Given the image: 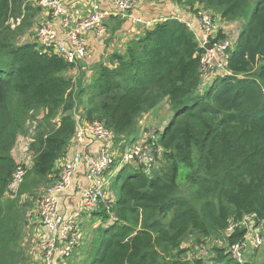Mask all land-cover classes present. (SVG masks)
<instances>
[{
	"label": "trees",
	"instance_id": "obj_1",
	"mask_svg": "<svg viewBox=\"0 0 264 264\" xmlns=\"http://www.w3.org/2000/svg\"><path fill=\"white\" fill-rule=\"evenodd\" d=\"M30 1L0 0V264H16L21 205L6 193L17 168V136L32 113L45 111L27 146L32 162L23 195L52 180L75 137L74 111L84 96L83 117L104 122L119 150L136 141L138 121L152 107L166 100L173 113L157 142L165 165L149 175L134 167L116 175L114 183L126 177L110 210L116 220L98 227L90 264H197L184 258L189 234L198 243L213 236L230 247L245 233L236 228L223 236L230 222L254 214L264 224V0H185L222 22L242 24L228 73L212 83L201 80L204 49L195 34L168 18L132 37L123 53L109 54L108 64L90 66L88 87L86 72L68 77L75 65L55 52L17 44L37 12ZM94 215L109 218L104 208ZM214 250L217 260L233 264L222 248Z\"/></svg>",
	"mask_w": 264,
	"mask_h": 264
},
{
	"label": "built area",
	"instance_id": "obj_2",
	"mask_svg": "<svg viewBox=\"0 0 264 264\" xmlns=\"http://www.w3.org/2000/svg\"><path fill=\"white\" fill-rule=\"evenodd\" d=\"M182 2L187 11H191L196 19L199 33H196L191 21L182 18H174L183 23L189 30L195 32L196 41L204 53L200 58V77L203 84L207 85L211 78L216 79L219 74H227L226 70L229 51L235 44L230 39H218L216 28L220 26L219 17L214 16L210 11H203V7L194 6L193 8L185 4V0H176ZM136 0H111L112 9H101L99 6L93 7L91 13L82 18L77 24L72 25L70 14L66 8L64 0H35V5L41 9L47 10L54 20H58L64 31L63 37L58 39L56 32L47 23H42L37 31V43L44 50H51L62 57L69 64L76 65L77 62L88 55L86 36L90 31H95L98 35L106 32L105 23L112 17L128 18L133 23H141L140 18H131L130 11L133 10ZM167 19H161L163 22ZM158 22V23H159ZM19 23L17 20L16 24ZM152 23H146L149 26ZM224 34V33H223ZM205 46H209L206 49ZM77 121V120H76ZM158 132V131H157ZM156 131L152 128L142 129L136 141L124 146L122 150L113 144V137L110 130L104 122L85 120L83 123H77L75 141L83 142L84 136L89 134L92 138L101 144V150L95 157L84 156L80 152H75L69 160L64 162L56 169L47 189L40 198L38 217L45 230V236L39 242L40 262L39 264H58L71 256L73 250L82 242L81 217L78 215L65 216L61 213L59 207V196L68 191L73 184L74 174L78 166L82 165L85 176L90 181L87 186L75 185L74 191L80 197L82 213L91 214L97 218L99 224L94 225V229L100 225L112 223L116 220L115 215L110 211L115 204L116 195L110 187V177H116L119 171L124 167H134L141 169L144 174L149 175L151 168L155 165V155L161 149L157 146L158 137ZM161 133V132H158ZM159 136V134H158ZM111 174L108 176V174ZM26 174V168L22 164H17V168L12 175V180L8 185L7 192L17 189ZM100 208L107 210L109 218H103L94 215ZM105 222V223H104ZM236 228L244 229L245 233L240 243L223 249L228 260L233 264H246L247 254L260 248L263 244L262 230L264 224L257 222L254 214L245 216L238 223L230 222L223 233V236L232 234ZM193 234L185 237L184 241L192 238ZM193 239V238H192ZM208 238L200 243L197 239L192 240L194 247L203 246ZM81 241V242H80ZM184 243V242H183ZM182 243V245H183ZM216 254L217 253L212 250ZM189 250L186 249V255ZM226 258V259H227ZM186 259V258H185ZM198 261L197 264H219L205 261L200 257L187 258L188 261Z\"/></svg>",
	"mask_w": 264,
	"mask_h": 264
},
{
	"label": "crops",
	"instance_id": "obj_3",
	"mask_svg": "<svg viewBox=\"0 0 264 264\" xmlns=\"http://www.w3.org/2000/svg\"><path fill=\"white\" fill-rule=\"evenodd\" d=\"M66 8L70 14L71 24H77L82 18L88 16L91 13L94 5L99 6L101 9H112L111 0H64ZM31 3V2H30ZM29 3V4H30ZM32 7L37 9V12L32 19V27L27 31L26 34L33 36L31 42L37 43V31L42 23H47L56 32V37L61 39L63 37L64 31L58 20L52 19L47 10L41 9L35 5V0L31 3ZM129 15L131 18H140L141 23H133L128 18H118L112 17L105 23L106 32L103 35H98L95 31H90L86 36V43L88 54L86 58H83L77 62L75 68L70 72L73 75L72 78L80 77V71L86 72L84 79H89L91 71L90 66L103 63L108 64V55L114 52L123 53L125 51V46L128 41L144 30L154 27L161 19L168 18H182L187 21H191L195 28V32L199 33L198 25L194 14L191 11H187L184 8L182 2H177L176 0H136L133 10L130 11ZM152 23L149 26L146 23ZM225 22H220L219 25H223ZM193 32L195 35L196 33ZM92 63V64H89ZM90 65V66H88ZM88 68L85 69V67ZM77 123L85 122V119L80 116L76 117ZM156 120L148 112L144 114L138 121L139 130L148 128L149 126L155 125ZM168 123V122H167ZM140 135V134H139ZM139 137V136H138ZM101 150V144L95 141L91 135L86 134L84 136L83 142L77 143L75 138L72 144L68 147V150L62 158H60L55 166L54 171L61 166L64 162L69 160L75 152H80L84 156L95 157ZM111 175L110 173L108 176ZM114 177H110L113 179ZM89 180L85 176L84 168L82 165L78 166L77 171L74 174L73 184L87 186ZM74 186H72L68 191L64 192L59 196V207L61 213L65 216L78 215L81 217V222H86L88 220L89 225H92L91 219L93 218L91 214L82 213V207L80 204V197L74 191ZM113 183L110 181V187L113 191ZM116 195V193L114 192ZM99 222V221H98ZM97 222V224H98ZM82 241L84 242L87 230H82ZM98 227L94 229L92 226V231H97ZM82 242L79 244L81 245ZM227 260V259H226ZM219 261V260H218ZM219 264H226L225 260L219 261Z\"/></svg>",
	"mask_w": 264,
	"mask_h": 264
},
{
	"label": "rangeland",
	"instance_id": "obj_4",
	"mask_svg": "<svg viewBox=\"0 0 264 264\" xmlns=\"http://www.w3.org/2000/svg\"><path fill=\"white\" fill-rule=\"evenodd\" d=\"M32 1L33 0H31L30 2L32 3ZM203 11H205V9H203ZM205 12H208V10H206ZM241 28H242L241 22L234 21V22H225L223 25L218 26L216 30L218 32L221 31V34L224 33L223 34L224 38H226L227 40L231 39L232 42L235 44L236 38L238 37ZM26 33L17 40V44L31 43L33 36H29ZM235 45L233 46L232 51L235 50L236 48ZM88 66H86L85 69L88 68ZM67 76L72 77L73 75L71 74V72H69ZM213 77L209 75L208 78L211 79L208 83L210 82L212 83L213 81H215ZM84 78H85V74L84 77L82 78V83L83 85L86 84L85 87H88L89 79L86 80ZM78 105L79 106H77L76 110L74 111L75 118L80 116L83 119L84 118L83 106L88 105V97L84 96L81 100V103H78ZM149 113L153 116V119L156 120L155 121L156 124L149 126L148 128H152L153 130H155L156 131L155 134L159 138L158 132L163 131L167 122H169V120L173 115L171 106L168 101L164 100L156 107H152ZM32 115L33 116L30 117L26 122V129L24 130V132L18 134L16 138V142L12 149V156L15 159L16 163L18 165L19 164L24 165L27 170L30 168L32 162V155L31 153L30 154L27 153V146L35 135L36 127L40 124L43 117L45 116V111L41 110L36 113H32ZM155 162H156L155 165L151 168L153 172L161 169L165 165L161 151L156 153ZM125 178H126L125 176H122V178L119 181H116L115 183H114L115 178L111 179V183H113L114 185L113 192L117 193L120 185L125 180ZM22 183H24V179ZM48 185L49 183L48 184L40 183L36 187L31 186V192H27L23 195L19 194L21 186H19L17 189H14L13 191L10 192L8 191L6 193V199H11L15 201L17 200L18 204L21 205L18 211L19 219L16 222V226H17L15 231L16 239L13 244L16 264H39L40 262L39 242L45 236V230L42 227V224L39 220L38 209H39L40 198L44 194ZM91 221H92V225H89L87 219L86 222L83 221L82 223V230H87V234L85 235V237H83L85 239L84 242L82 241L81 245L76 246L70 257H68L66 260H63L62 262H59L58 264H90L91 263L93 257L97 252L99 246L98 240L101 235V233L98 232V230L92 231V226L97 224L98 220L91 219ZM262 236H263L262 246L257 250L253 251L252 253L247 254L245 260L246 264H261V261L264 258V229L262 230ZM192 238L197 239V236L193 235ZM192 238L188 240L186 239L182 245V248H184L185 250L186 249L189 250L188 255H185L184 257L186 258V260L187 258H191V257L193 258L200 257L205 261L219 263V261L216 258V254L212 252V250L215 251L214 250L215 248L225 247L224 243L221 242L220 238L211 236L208 238L206 243L203 244L202 247L200 245H196V247H194L192 244V240H193Z\"/></svg>",
	"mask_w": 264,
	"mask_h": 264
},
{
	"label": "water",
	"instance_id": "obj_5",
	"mask_svg": "<svg viewBox=\"0 0 264 264\" xmlns=\"http://www.w3.org/2000/svg\"><path fill=\"white\" fill-rule=\"evenodd\" d=\"M206 49H209L210 47L209 46H205Z\"/></svg>",
	"mask_w": 264,
	"mask_h": 264
}]
</instances>
